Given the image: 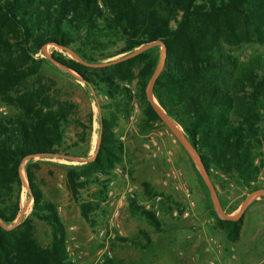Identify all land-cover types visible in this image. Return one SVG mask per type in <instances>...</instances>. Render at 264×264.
<instances>
[{
  "label": "trees",
  "instance_id": "trees-1",
  "mask_svg": "<svg viewBox=\"0 0 264 264\" xmlns=\"http://www.w3.org/2000/svg\"><path fill=\"white\" fill-rule=\"evenodd\" d=\"M153 43L158 44L114 63ZM46 46L71 51L81 63L56 52L51 60L102 100L92 160L63 166L66 190L88 224L98 203L78 201L79 191L91 184L104 188L112 179L123 155L114 129L127 120L130 102L140 104L141 133L162 124L145 94L161 46L164 60L151 99L179 127L208 178L212 170L232 176L248 193L261 189L250 183L264 166V62L253 53L241 61L233 50L264 46V0H0V99L17 110L0 119L1 225L12 226L19 213L21 170L31 201L18 225L0 226V264H71L64 226L35 182L40 162L33 158L66 155L72 106L51 98L41 85L18 90L38 75L44 60L33 57ZM133 81L135 91L129 88ZM72 123L82 137L90 131V115L87 124ZM207 210L225 241H236L241 218L221 220ZM126 211L160 232L154 214L133 196H127ZM35 223L48 229L45 247L38 244Z\"/></svg>",
  "mask_w": 264,
  "mask_h": 264
},
{
  "label": "rangeland",
  "instance_id": "rangeland-1",
  "mask_svg": "<svg viewBox=\"0 0 264 264\" xmlns=\"http://www.w3.org/2000/svg\"><path fill=\"white\" fill-rule=\"evenodd\" d=\"M55 52L75 60V55L69 50L64 51L52 46L43 47L33 57L34 59L44 60L38 69V75L34 80H29L26 84L19 87L18 90L27 89L31 85L33 87L41 85L47 89V94L51 98L72 106L71 121L65 129L64 136V145L68 148L66 155L60 154L53 158L43 159L33 158V160L40 162V169L36 173L35 182L44 197L56 207L57 214L65 229V245L69 248L70 260L75 261L77 264H105L107 261L112 262V264H171V254L163 244L177 231V225L182 222H178L170 216L171 209L180 205L182 198H180L179 193L171 188H160L159 181L167 166L160 159L150 158L143 146L146 142L145 135L149 130L153 129L154 125L156 128L166 126L155 122L151 129L141 133L138 127L142 117L140 104L135 98L130 102V110L132 111L134 108L137 110V122L132 132L124 131L127 120L120 122L118 128L114 129L115 137L117 139L123 138L121 144H124V147L122 146L124 165L121 160L111 171V181L113 182L110 187L113 193L112 205H109L105 197L106 185L101 188L99 185L91 184L86 189L79 191L78 201L92 200L98 203V208L92 211L89 216L91 225L88 224L79 216L77 202L70 198L66 190L63 166L75 165L80 161L93 158L98 141L97 104L102 102V100L96 97L92 91L87 90L81 82L76 81L77 77L75 74L56 65L51 60L50 55ZM252 53L261 55L264 62V46H247L233 50V54L237 55L241 61H244ZM129 88L131 91H135L134 81L129 84ZM151 102L160 116L163 117V113L160 112L153 99ZM16 115L17 110L0 99V119L11 118ZM88 115H90V131H88V135L86 134L85 137H82L83 130L79 127L75 128L72 119L87 124ZM156 141L163 148L172 149V165L180 173L181 183L188 191L190 199H192L193 192L196 198L203 201L205 216L199 222L210 220L206 224L209 226L212 224L211 228L214 229V232L209 237L215 241V244L209 246V256L203 259L202 264H230L232 259L230 258L229 246L223 237V232L216 226L215 220L207 209H212L217 218L220 216L215 211L216 206L225 217L237 218V216L230 215V213H233V210L246 196L253 198L262 196L258 192L264 190V166L256 181L253 182L254 185H250H257L261 188L254 193H248L245 189L240 188L232 176H223L216 171H213L215 173L211 172L208 182L214 194L212 197L200 177V169L195 157L181 149L176 138L174 144H171L166 136H160ZM118 167H124L127 170V181L116 176L114 169ZM193 167L199 174L202 185L198 182ZM20 177L23 185L19 194V213L12 226L8 227V229L18 225L30 209L31 201L27 197L26 181L22 170L20 171ZM143 184L146 185V188H143ZM157 193L160 194L162 199L160 203L155 204L152 198ZM242 193L243 196L239 197ZM225 195L227 200L230 201L229 205L226 203L222 204L226 200ZM127 196H133L138 205L154 214L161 225L160 232H155L142 220L129 217L125 206ZM192 201L194 202L193 199ZM118 204L123 206L118 207ZM114 207H117L118 210L116 225L112 229L114 238L110 240L106 252L103 255H99V249L103 245L96 234V230L106 227ZM35 227L38 244L41 247H45L48 243V229L40 223H35ZM189 229L186 233H190ZM149 237H151L152 241L148 240ZM133 244L137 245L134 246ZM193 257L191 254H185L182 258L183 261L188 260L192 263L190 259ZM223 258L226 259V263L222 262Z\"/></svg>",
  "mask_w": 264,
  "mask_h": 264
},
{
  "label": "crops",
  "instance_id": "crops-1",
  "mask_svg": "<svg viewBox=\"0 0 264 264\" xmlns=\"http://www.w3.org/2000/svg\"><path fill=\"white\" fill-rule=\"evenodd\" d=\"M161 122L176 138L179 147L184 149L180 139H186L179 127L169 119L168 122L171 127L163 121ZM122 146L124 147V144H122ZM242 196L243 193L239 197ZM192 199L195 203L194 214H192L188 220H181L182 222L177 220L180 222L176 227L177 231L163 244L171 254V264H202L203 259L209 256V244L206 243V239L214 232V229L211 228L212 224L210 226L206 224L210 220L199 222V220L205 216V212H203V201L196 198L193 192ZM225 199L226 200L223 201L222 204L226 203L229 205L230 201L227 200L226 195ZM122 206L123 205L118 204V207ZM230 215L237 216V219L241 218L239 235L236 241L232 243L226 242L229 246L230 258L232 259L230 264H264V195L254 198L246 196ZM181 229L182 231H180ZM188 229L190 233H186ZM192 233L199 234L200 240L190 239L188 236ZM148 240L152 241L151 237H149ZM185 254L194 256V259H190L192 263L188 260L183 261L182 257ZM222 262L226 263V259L223 258Z\"/></svg>",
  "mask_w": 264,
  "mask_h": 264
},
{
  "label": "built area",
  "instance_id": "built-area-1",
  "mask_svg": "<svg viewBox=\"0 0 264 264\" xmlns=\"http://www.w3.org/2000/svg\"><path fill=\"white\" fill-rule=\"evenodd\" d=\"M137 110L134 108L132 111H130L127 121H126V126L124 128L125 132H132L134 125L137 122L136 118ZM160 136H166L169 138V141L171 144L175 143V138L173 137L172 133L166 128H156L154 125L153 129L149 130L147 134L145 135L146 142L143 145L144 149L146 150L147 154L149 155L150 158L152 159H160L163 164L167 166L165 171L162 174V177L159 181L160 188L165 189V188H171L172 190L176 191L179 193L181 200V204L178 206H175L173 209L170 211V216L174 220H186L194 214V202L192 199H190V195L188 191L184 188L183 184L181 183V175L180 173L174 168L172 165V149L171 148H163L162 145H159L157 143V138ZM120 142L123 140V138L118 139ZM122 164L124 165L123 162V157H122ZM212 173V170H210ZM114 172L116 176L124 181H127L128 178V172L124 167H118L114 169ZM113 182L110 180L106 184L107 191L105 193V197L107 202H109V205H112V198H113V193L110 190L111 185ZM250 185H254L253 182L250 183ZM162 197L160 196L159 193L155 194L152 198V201L156 203L161 202ZM118 217V210L117 207H114L112 212L110 213L109 220L106 224L105 228H101L96 230V234L101 240V244L103 245L101 249H99V255H103L106 252L107 246L114 238V234L112 232V229L115 227L116 223L115 221L117 220ZM190 239H196L200 240L199 234L197 233H192L188 236ZM206 243L210 245H214L215 241L209 237L206 239ZM67 256L69 258V248L66 246L65 247ZM70 260V258H69ZM71 264H77L75 261L70 260ZM212 264V263H209Z\"/></svg>",
  "mask_w": 264,
  "mask_h": 264
},
{
  "label": "water",
  "instance_id": "water-1",
  "mask_svg": "<svg viewBox=\"0 0 264 264\" xmlns=\"http://www.w3.org/2000/svg\"><path fill=\"white\" fill-rule=\"evenodd\" d=\"M157 44H158V43H153V44H150V45H148V46H146V47L140 48V49H138V50L132 52L131 54H129V55H127V56H124V57H122V58H120V59H118V60H115L114 63H115V62L124 61V60H126V59H129V58L135 56L137 53H139L142 49H145V48H147V47H151V46H154V45H157ZM163 60H164V48H163V46H161V53H160V56H159V60H158L157 67H156V69H155L154 74L152 75V77L150 78V80H149V82H148V84H147L146 92H145V94H146V98H147V100H148L151 104H152V102H151V101H152V99H151V87H152V84H153V82H154L156 76L158 75V73H159L160 70H161V67H162V64H163ZM75 61L81 63V61H80L79 59H77L76 57H75ZM56 65H57V64H56ZM58 66H59V65H58ZM100 66H102V65H100ZM60 67H61V66H60ZM152 106H153V105H152ZM153 108H154V107H153ZM154 110H155L156 114L159 116V118L161 119V121H163L165 124H167L168 126L171 127V125H170L169 122H168V118H166L164 114H163V117H161L160 114L158 113V111H157L155 108H154ZM160 112H161V111H160ZM166 121H167L168 123H167ZM180 141H181V143H182V145H183V147H184V150H185L187 153H188V152L191 153V154L195 157V159L197 160V164H198L199 169H200V177H201L202 181L204 182V184L206 185L207 189L209 190L211 196L213 197L214 194H213L212 189H211V186H210V184H209V182H208V177H207V175H206V173H205V171H204V169H203V167H202V165H201V163H200V160H199L198 156L196 155L194 149L188 144V142H187L186 140L180 139ZM90 160H92V159L85 160V161H80V162H81V163H85V162H89ZM258 193L261 194V195H264V190H262V191H260V192H258ZM215 211H216L217 214L220 216L219 218H220L221 220L234 221V220L237 219V218H233V217H225L224 215H222V214L220 213V211H219V209H218L217 206H216ZM0 226H1L3 229H8V228L4 227L3 225H1V223H0Z\"/></svg>",
  "mask_w": 264,
  "mask_h": 264
}]
</instances>
